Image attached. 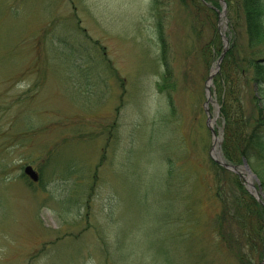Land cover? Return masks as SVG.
Wrapping results in <instances>:
<instances>
[{"label":"rangeland","instance_id":"obj_1","mask_svg":"<svg viewBox=\"0 0 264 264\" xmlns=\"http://www.w3.org/2000/svg\"><path fill=\"white\" fill-rule=\"evenodd\" d=\"M198 1L0 0V264H245L221 197L250 189L211 157L205 111L230 51L253 114L245 16Z\"/></svg>","mask_w":264,"mask_h":264},{"label":"trees","instance_id":"obj_2","mask_svg":"<svg viewBox=\"0 0 264 264\" xmlns=\"http://www.w3.org/2000/svg\"><path fill=\"white\" fill-rule=\"evenodd\" d=\"M207 1L210 3L209 11L216 14V0ZM193 2L195 5L197 3L201 5V1L193 0ZM241 7L245 16L246 46L249 52L248 57L243 58V61L248 62V65L250 63L256 84L251 96L253 114L249 116L252 125L247 126L249 121L245 118V106L241 94L243 89L240 86L244 82L241 77L247 74V69L239 68L234 62L231 66L230 51H228L221 60L220 69L213 77L214 87L221 102L219 113L225 124L221 149L224 159L229 163L239 165L243 159L247 161L257 175L264 194V0H242ZM216 34L217 27L214 28L209 42V62L214 57ZM223 81H226V84L225 92L222 94L220 87ZM219 167L224 170L222 166ZM235 188L236 193L232 191L229 197H226L225 193L221 199L226 200V204L231 206L226 208V216L238 224L244 237L246 245L245 254L242 253L244 263L256 264L264 259V207L238 179H235ZM219 189L220 186H217V193ZM167 216L165 211L161 213V219L163 217L167 220ZM176 220L184 224L186 216L178 213ZM174 242L176 245L179 243L177 236Z\"/></svg>","mask_w":264,"mask_h":264},{"label":"water","instance_id":"obj_3","mask_svg":"<svg viewBox=\"0 0 264 264\" xmlns=\"http://www.w3.org/2000/svg\"><path fill=\"white\" fill-rule=\"evenodd\" d=\"M221 57H222V55H221V56L219 57V59H218L216 70H217L218 67H219V62H220V60H221ZM216 70H215V71H216ZM215 71H212V72L210 73V75L208 76L207 84L205 85V88H206V97H207V99H206V104H207V102H208L209 99H210V88H209V83H210V81H211V79H212L213 74H214ZM205 110H206V112H207V120H206V124H207L208 128L210 129V131L212 132L213 140H214V142H215V140H216V137H215V130H214L213 126L211 125V118H210L209 110H208V107H207V106H205ZM212 148H213V147H212ZM212 150H213V149H212ZM212 150H211V155H212V157H213V158H214L219 164H221L222 166H224V167H226V168H228V169H231V170H233V171H235V172H237L238 174L241 175L240 171L236 168V166L231 165V164L225 162L223 159H218V158H216L215 156H213V152H212ZM243 169L247 172V174H248V178H249L250 180H251L252 178H254L256 181H258L257 178H256V176L251 172L249 166L246 164L245 161H244ZM24 172H25L26 174H28L29 177H30L31 179H33V180H37V178H38V174H37V172L32 168L31 165H26V166L24 167ZM251 184H252L251 182H248V186H250ZM253 187H254V192H252L253 195H254V196H255L260 202H262L263 205H264V201H263V199L261 198V196H262V191H261V189H260L259 187H258V188L255 187L254 185H253ZM263 264H264V262H263Z\"/></svg>","mask_w":264,"mask_h":264},{"label":"bare ground","instance_id":"obj_4","mask_svg":"<svg viewBox=\"0 0 264 264\" xmlns=\"http://www.w3.org/2000/svg\"><path fill=\"white\" fill-rule=\"evenodd\" d=\"M214 154L216 155V149H215V152H214ZM247 179H248V177H246ZM248 181H250V179H248Z\"/></svg>","mask_w":264,"mask_h":264}]
</instances>
